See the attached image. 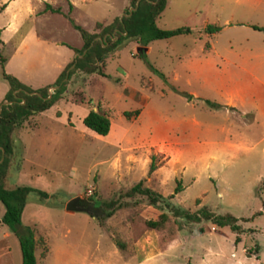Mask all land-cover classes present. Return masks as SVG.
<instances>
[{"label": "rangeland", "instance_id": "1", "mask_svg": "<svg viewBox=\"0 0 264 264\" xmlns=\"http://www.w3.org/2000/svg\"><path fill=\"white\" fill-rule=\"evenodd\" d=\"M127 4L8 0L0 9L4 70L34 88L51 85L75 55L71 47L81 45L70 19L97 30L95 21L120 16ZM246 22H264V0H166L155 24L190 32L147 41L143 56L134 39L123 41L104 58L105 75L74 72L55 103L14 127L16 169L9 167L5 185L28 184L48 194L39 200L29 192L20 214L21 225L32 227L48 247L43 257L40 246L34 249L35 264H264V92L233 65L235 83L221 70L222 56L246 55V45L264 54V33ZM206 24L218 29L205 32ZM7 88L0 74V100ZM96 106L108 116V135L81 121ZM150 153L163 163L147 174ZM138 180L160 193L159 201L121 197L128 204L100 220V201ZM177 181L181 188L173 192ZM73 195L91 199L95 214L65 210ZM166 203L186 212H229L240 230L174 216ZM3 210L0 202V215ZM160 211L177 228L164 248L157 231L133 221ZM116 238L124 241L123 251ZM0 264H20L17 239L2 222Z\"/></svg>", "mask_w": 264, "mask_h": 264}, {"label": "trees", "instance_id": "2", "mask_svg": "<svg viewBox=\"0 0 264 264\" xmlns=\"http://www.w3.org/2000/svg\"><path fill=\"white\" fill-rule=\"evenodd\" d=\"M166 0H128L120 16H114L110 21H95L97 30L87 31L80 25L74 23L72 26L79 32L81 45L71 47L75 55L70 59L56 75L51 85L32 88L21 82L14 75L7 73L2 65L4 57L0 54V74L7 81L8 88L0 100V202L4 210L0 216V221L15 235L21 264H35L34 249L41 247L40 256H45L48 247L42 236L28 225H21L20 214L25 204L26 196L33 192L39 200L47 198L46 191L28 184H17L14 186L5 185L6 173L11 167L14 154V141L12 131L28 115L43 111L49 108L60 97L65 90L68 78L74 73L83 74L95 73L105 75L104 58L108 53L114 51L121 43L127 39H134L139 44L138 55L143 56V47L147 41L155 38H168L179 33L190 32L187 26L163 29L155 24V18L162 11ZM128 7H134L128 10ZM58 11L49 4H45V10ZM257 29L264 30L263 27L253 25ZM218 26L206 24L205 32L216 31ZM2 41L0 39V47ZM52 86V92L47 91V87ZM209 105L214 103L205 100ZM137 111H134L135 114ZM124 115L130 116L131 111H124ZM84 126L94 131L98 135H108L110 132L109 119L106 113L99 107L89 108L81 118ZM158 153L149 154L147 174L151 173L163 163V159ZM261 188L264 187V180H261ZM180 183L177 181L173 192L179 190ZM143 196L148 204L155 205L162 197L160 193L149 186L143 185L141 180L136 181L125 190L118 193L117 197L100 201L102 212L98 215L100 220L110 215L117 207L128 204V200H120L121 197ZM172 195L170 194L169 197ZM172 215L183 216L189 220L199 221L201 218L210 220L211 223L222 226L228 225L232 230L239 231L240 227L236 223L237 217L229 212L215 213L209 208H199L194 212H186L173 205L166 203ZM264 206V199L261 202ZM259 213V211L254 214ZM247 218H243L246 220ZM133 220V219H132ZM143 229H154L158 232V245L164 248L163 244L171 241L176 236V225L171 220L170 215L165 211H160L154 218L135 217L133 220ZM237 237H235V240ZM114 244L119 251L124 250V241L116 238Z\"/></svg>", "mask_w": 264, "mask_h": 264}, {"label": "crops", "instance_id": "3", "mask_svg": "<svg viewBox=\"0 0 264 264\" xmlns=\"http://www.w3.org/2000/svg\"><path fill=\"white\" fill-rule=\"evenodd\" d=\"M3 1L4 0H1V2H3ZM7 2H8V0H6L4 3H2L0 5L1 10L6 9ZM42 12H48V11L42 10L40 13H42ZM101 22H103V21H101ZM245 24H247L253 30H260L264 33V30L257 29L253 26V25H256V26H260V27L264 28V22H260L259 24L246 22ZM2 45H3V42H2ZM208 47H209V45H208ZM245 49H246L245 51L247 52V54L246 55L241 54L238 56V58H235V59H229L225 56H222V60L224 61V64H223V69H221V70L227 74V76L231 82L235 83L236 80L231 77V74H235V70L229 68V64L233 65L232 67H235L244 73L243 75L245 76V78L247 80L256 81L258 83V85L260 86V89L264 92V72L260 73L258 71L259 66L261 64L264 65V54L262 52H259L256 49L252 48L251 46H248V45L245 46ZM259 57H262L263 59H259ZM4 60H5V58H4ZM4 60H3V62H4ZM3 62H2V65H3ZM32 88H34V87H32ZM3 94H2V96H3ZM2 96H1V98H2ZM261 151H264L263 147H261ZM11 168H12V170L16 169L14 159L12 160ZM15 185H17V184H15ZM10 186H14V185H10ZM212 225H214V224L212 223ZM254 254H257V252H255Z\"/></svg>", "mask_w": 264, "mask_h": 264}, {"label": "water", "instance_id": "4", "mask_svg": "<svg viewBox=\"0 0 264 264\" xmlns=\"http://www.w3.org/2000/svg\"><path fill=\"white\" fill-rule=\"evenodd\" d=\"M134 7H129L128 10H132ZM52 87V86H51ZM1 160V158H0ZM92 200L89 198H84L78 195H73L65 203V210H80L87 213H92L93 215L97 211V207L92 204Z\"/></svg>", "mask_w": 264, "mask_h": 264}, {"label": "built area", "instance_id": "5", "mask_svg": "<svg viewBox=\"0 0 264 264\" xmlns=\"http://www.w3.org/2000/svg\"><path fill=\"white\" fill-rule=\"evenodd\" d=\"M50 89H53L51 86L47 88V91L49 92Z\"/></svg>", "mask_w": 264, "mask_h": 264}, {"label": "flooded vegetation", "instance_id": "6", "mask_svg": "<svg viewBox=\"0 0 264 264\" xmlns=\"http://www.w3.org/2000/svg\"><path fill=\"white\" fill-rule=\"evenodd\" d=\"M92 204H93V202H92ZM94 205V204H93ZM95 206V205H94Z\"/></svg>", "mask_w": 264, "mask_h": 264}]
</instances>
